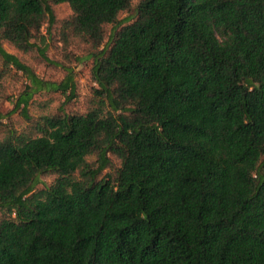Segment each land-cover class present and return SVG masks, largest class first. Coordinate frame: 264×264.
Instances as JSON below:
<instances>
[{
	"label": "trees",
	"instance_id": "16d2710c",
	"mask_svg": "<svg viewBox=\"0 0 264 264\" xmlns=\"http://www.w3.org/2000/svg\"><path fill=\"white\" fill-rule=\"evenodd\" d=\"M132 1L0 0V58L29 82L16 109L75 97L70 68L45 81L3 48L50 39L54 4L95 84L84 113L0 140V264H264V0H137L102 46Z\"/></svg>",
	"mask_w": 264,
	"mask_h": 264
},
{
	"label": "rangeland",
	"instance_id": "374dc122",
	"mask_svg": "<svg viewBox=\"0 0 264 264\" xmlns=\"http://www.w3.org/2000/svg\"><path fill=\"white\" fill-rule=\"evenodd\" d=\"M137 2V0H133L129 10L119 14V25H104L105 37L102 46L110 44L123 26L136 19ZM51 7L54 13L55 25L51 28L52 35L50 39H47L45 43L40 39L41 36H47V25H44L40 34L31 40L34 47L29 51L21 52L5 43L3 48L6 52L15 55L21 63L28 66L38 78L45 81L58 82L62 80L65 75L63 67L70 68L73 71L76 85L75 97L67 101V95H62L60 92L40 91L32 96L28 102L26 112L23 113L22 106L16 109V102L18 96L29 85V82L20 71L10 66L6 67L0 58V71L3 73L0 84V140L9 135L20 138L37 136V124L41 122L42 117L61 113L62 111L84 113L87 109L91 88L95 86L90 77L92 66L90 54L94 52V49L90 44L73 38L67 41L62 40L61 23L71 16V9L66 3L54 4ZM217 37L221 39L219 33H217ZM45 46V56L48 62L44 61L38 51L39 48ZM88 159L92 160L93 157H88ZM112 159L116 168H118V160L114 157ZM54 179L53 175L42 176L41 184L36 187V190L49 187ZM2 217L3 214L0 211V219Z\"/></svg>",
	"mask_w": 264,
	"mask_h": 264
}]
</instances>
